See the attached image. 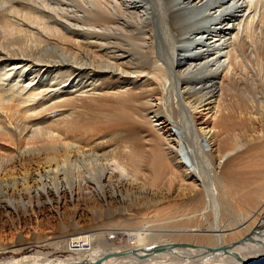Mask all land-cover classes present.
Returning a JSON list of instances; mask_svg holds the SVG:
<instances>
[{"label":"bare ground","instance_id":"obj_1","mask_svg":"<svg viewBox=\"0 0 264 264\" xmlns=\"http://www.w3.org/2000/svg\"><path fill=\"white\" fill-rule=\"evenodd\" d=\"M260 8L0 0V172L22 167L0 181V218L21 203L101 220L64 225L75 261L16 259L20 240L0 264H264V126L235 94L243 59L264 58ZM238 132L262 135L242 148Z\"/></svg>","mask_w":264,"mask_h":264},{"label":"rangeland","instance_id":"obj_2","mask_svg":"<svg viewBox=\"0 0 264 264\" xmlns=\"http://www.w3.org/2000/svg\"><path fill=\"white\" fill-rule=\"evenodd\" d=\"M257 14H259L256 16L257 20L260 18V16L264 17V8H260L259 12L257 11ZM254 36L257 41L264 42V25H259L257 27ZM237 72H238L237 77L241 79L242 85L241 87L238 88L235 94L237 96L242 97L241 99L245 98L244 99L245 101L247 99L248 100L247 102L250 103V107H252V109L248 110L249 114L244 113V114H240L239 116L246 119H250L252 121L254 120L253 122L260 130L264 126L263 124L264 123V58L261 62L258 63L256 61H251L248 58L243 59L241 63V68L239 67ZM252 103L256 106L252 105ZM253 116L258 119H255ZM238 134L241 136L242 143H245L243 144L242 148L247 147V144L249 143L251 138L260 135L259 132L255 134L250 133L251 135H249L248 133L241 134L240 132H238ZM253 134L255 136L251 137ZM87 149L88 148H84V150ZM23 158L25 159V156ZM17 161L13 162L15 164L7 165L8 167L7 171L9 170L8 172L10 174L11 173L14 174L15 176H17L22 172L21 171L22 167L20 163ZM19 161H21V159H19ZM25 166L29 169L28 165ZM7 171L5 172L3 171L4 173L0 172V181L2 179L7 180L8 178L6 176ZM124 195L122 201H126L127 203L134 201V193L130 194V192H128V194L125 193ZM138 197L142 198L143 196L140 194L138 195ZM42 209H44V207H42ZM106 209H108V207H105V210ZM22 210H23L22 204L16 203L13 210L14 213L12 215H22V219L20 221L17 219V217L16 218L11 217L9 219L8 217L0 218V246L18 248L19 246L17 245L19 244L20 240L31 241V244L28 246H24V244L22 245L21 243L22 249L18 251L15 255H13L14 257H16V259L30 257L33 260H39V261L48 260L49 262H53V263L75 261L77 260L76 256H74L71 252L67 251V248L65 247L67 245L66 240H68V238L65 237V234L68 230H65L66 227L64 225L67 226L69 223H71L72 220L78 221L82 229V231L79 232H84L83 234L93 229H101V227H99V222L101 221L99 213L86 212L81 217L75 216L73 219L72 218L73 212L71 213L69 211H64V210L63 211L60 210V213L63 214L62 216L60 213H57L55 210L52 211L46 210V213L44 212L36 215L33 214L26 215L25 213L22 212ZM13 222H15V224H13ZM109 224L110 223L103 225L104 226L103 228L111 227L108 226ZM127 229L128 228H123L119 230L122 232V234L123 233L127 234L126 231ZM114 231H108L107 233L108 235L106 238L110 239V237L115 236L116 232ZM78 242L84 246L86 245L90 246L92 244H97V245L100 244V247H102L103 246L102 244L104 243L103 241L101 243L94 242L90 239H86V240L80 239L78 240ZM37 253H42L47 257L35 258L34 256ZM10 256L12 255L11 254H7L5 256L1 255L0 259L9 258Z\"/></svg>","mask_w":264,"mask_h":264}]
</instances>
